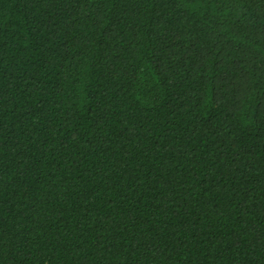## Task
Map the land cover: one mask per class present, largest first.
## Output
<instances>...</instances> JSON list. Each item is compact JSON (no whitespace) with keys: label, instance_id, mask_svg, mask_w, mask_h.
Here are the masks:
<instances>
[{"label":"trees","instance_id":"1","mask_svg":"<svg viewBox=\"0 0 264 264\" xmlns=\"http://www.w3.org/2000/svg\"><path fill=\"white\" fill-rule=\"evenodd\" d=\"M0 264H264V0H0Z\"/></svg>","mask_w":264,"mask_h":264}]
</instances>
